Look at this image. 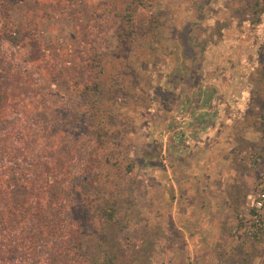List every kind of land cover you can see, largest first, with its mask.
Listing matches in <instances>:
<instances>
[{
    "label": "rangeland",
    "instance_id": "obj_1",
    "mask_svg": "<svg viewBox=\"0 0 264 264\" xmlns=\"http://www.w3.org/2000/svg\"><path fill=\"white\" fill-rule=\"evenodd\" d=\"M205 70L246 90L255 140L240 158L255 181L264 0H0V126L30 130L33 186L17 185L46 213L43 264H193V83ZM237 212L238 263L264 264V241L232 235Z\"/></svg>",
    "mask_w": 264,
    "mask_h": 264
},
{
    "label": "crops",
    "instance_id": "obj_2",
    "mask_svg": "<svg viewBox=\"0 0 264 264\" xmlns=\"http://www.w3.org/2000/svg\"><path fill=\"white\" fill-rule=\"evenodd\" d=\"M208 72L193 83V264H239L245 251L229 229L252 193L256 170L240 157L255 140L254 119L246 110L245 88L220 86Z\"/></svg>",
    "mask_w": 264,
    "mask_h": 264
},
{
    "label": "trees",
    "instance_id": "obj_3",
    "mask_svg": "<svg viewBox=\"0 0 264 264\" xmlns=\"http://www.w3.org/2000/svg\"><path fill=\"white\" fill-rule=\"evenodd\" d=\"M96 91L89 88L85 93L93 95L89 102L97 108ZM13 125L11 129L0 126V264H43L49 262L40 250L49 236L46 213L33 192L21 191L22 185H17L22 181L23 187L33 186L30 130L27 125Z\"/></svg>",
    "mask_w": 264,
    "mask_h": 264
},
{
    "label": "built area",
    "instance_id": "obj_4",
    "mask_svg": "<svg viewBox=\"0 0 264 264\" xmlns=\"http://www.w3.org/2000/svg\"><path fill=\"white\" fill-rule=\"evenodd\" d=\"M231 233L245 241H264V170L258 173L251 195L237 212Z\"/></svg>",
    "mask_w": 264,
    "mask_h": 264
}]
</instances>
